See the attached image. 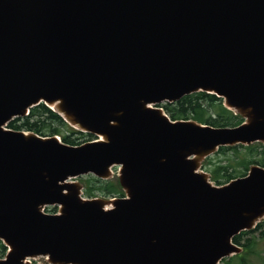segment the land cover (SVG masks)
Masks as SVG:
<instances>
[{
    "label": "water",
    "instance_id": "1",
    "mask_svg": "<svg viewBox=\"0 0 264 264\" xmlns=\"http://www.w3.org/2000/svg\"><path fill=\"white\" fill-rule=\"evenodd\" d=\"M197 91L243 121L150 106ZM39 103L101 140L5 128ZM254 142L264 0H0V264H221L264 217V167L215 185L202 162ZM115 165L123 197L84 198L70 180L109 179Z\"/></svg>",
    "mask_w": 264,
    "mask_h": 264
},
{
    "label": "trees",
    "instance_id": "2",
    "mask_svg": "<svg viewBox=\"0 0 264 264\" xmlns=\"http://www.w3.org/2000/svg\"><path fill=\"white\" fill-rule=\"evenodd\" d=\"M171 119H192L199 123L211 126H236L243 119L230 109H227L222 99L215 94L204 91H197L184 95L179 100L161 105ZM7 126L14 130L33 131L42 136L60 135L65 143L75 145L77 137L74 134H91L74 130L61 116L52 111L43 103L30 108L28 115L16 117L9 121ZM220 158V159H219ZM253 164L264 167V143L254 142L249 145L236 144L232 146H220L217 151L204 159L202 169L209 173L210 179L217 185H222L230 180L242 177L247 174L249 167ZM83 194L86 197L100 196H124L118 180L99 179L92 175H86ZM49 211V210H48ZM51 212H56V207H51ZM261 223H257L259 227ZM241 231L235 235L232 241L245 247L248 252L253 251V244L248 239L244 243L241 237L244 234L255 231V228ZM6 246L0 240V258L4 257ZM242 264L245 263V256L239 255Z\"/></svg>",
    "mask_w": 264,
    "mask_h": 264
},
{
    "label": "rangeland",
    "instance_id": "3",
    "mask_svg": "<svg viewBox=\"0 0 264 264\" xmlns=\"http://www.w3.org/2000/svg\"><path fill=\"white\" fill-rule=\"evenodd\" d=\"M83 136L84 135H81V137H83ZM111 170H112V176L110 179L118 180L117 179L118 167L113 166ZM202 170L205 171L204 169H202ZM85 179H86V176H80V177H76V178H71L70 180L81 182L82 185H84ZM210 181L213 184L217 185L216 183H214V181H212V180H210ZM82 196L85 198H94V197L111 198L109 196H100V195H96L94 197H86L83 194V190H82ZM116 197H121V196H116ZM51 207H56V212H57L58 207L56 205L46 206L44 209L48 213H52ZM259 223H261L259 227H256V225H255V227H256L255 231L249 232L248 234H244L241 237L242 243H244L245 239L250 240L249 244H253V251L248 252V250L245 249V247L240 245L242 247V250L240 253L224 257L220 260L219 263H221V264H242L240 261V256H239L242 254L245 256V263L246 264H264V217L259 221ZM28 260H29V262L34 263V264H49L43 256H40L37 258H29Z\"/></svg>",
    "mask_w": 264,
    "mask_h": 264
},
{
    "label": "bare ground",
    "instance_id": "4",
    "mask_svg": "<svg viewBox=\"0 0 264 264\" xmlns=\"http://www.w3.org/2000/svg\"><path fill=\"white\" fill-rule=\"evenodd\" d=\"M99 140H101V137L99 136Z\"/></svg>",
    "mask_w": 264,
    "mask_h": 264
}]
</instances>
